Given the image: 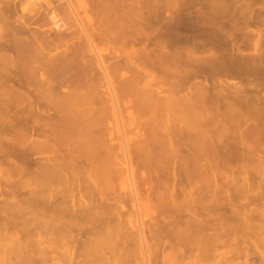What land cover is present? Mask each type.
<instances>
[{
	"label": "bare ground",
	"instance_id": "6f19581e",
	"mask_svg": "<svg viewBox=\"0 0 264 264\" xmlns=\"http://www.w3.org/2000/svg\"><path fill=\"white\" fill-rule=\"evenodd\" d=\"M30 1L23 6L19 0H0V264H131L139 253L145 259L149 253L143 226H131L127 205L137 211L159 210L153 223L157 236L163 231L164 236L169 225L167 209L178 216L167 231L186 233L181 214L190 182L206 186L215 168L241 161L242 155L253 157L256 143L264 139V44L255 43L251 55L244 56L240 49L247 45L242 40L250 36L243 35L241 42L234 37L241 30L261 36L257 27L249 30L259 18L252 10L259 0H161L178 3L168 18L155 6L157 0L150 11L155 39L140 41V49L134 48L133 38L138 0H117V11L102 8L104 0H90L82 16L77 0ZM41 9L44 23L33 25ZM101 12L103 21L96 17ZM68 15L79 29L77 45H70L75 48L67 46L65 37L74 29ZM49 25L54 38L42 33ZM128 46L126 65L133 73L118 87L117 63L110 66L104 55H117ZM199 51L209 56L195 57ZM136 55L152 65L131 62ZM159 67L164 68L162 75ZM222 72L235 82L222 80ZM133 107L135 111H128ZM132 126L135 134L127 136L125 129ZM250 140L253 148L246 145ZM34 156L40 161H33ZM202 222L188 228L209 224ZM213 237L179 243L185 245L181 255L195 251L193 264L207 261L224 239ZM250 238L247 232L246 257L251 264H264V250Z\"/></svg>",
	"mask_w": 264,
	"mask_h": 264
},
{
	"label": "rangeland",
	"instance_id": "374dc122",
	"mask_svg": "<svg viewBox=\"0 0 264 264\" xmlns=\"http://www.w3.org/2000/svg\"><path fill=\"white\" fill-rule=\"evenodd\" d=\"M25 1H27V0H25ZM25 1L23 0V1H21V0H19V2H23L22 4H23V6H25L26 5V3H25ZM31 1H33V0H31ZM30 1V2H31ZM73 1H75V0H73ZM78 2H79V4L81 3V7L79 8V13H80V15L82 16V11H84L83 9H87V10H89V8H90V0H77ZM105 2H104V5L105 6H102V8L104 7V9L105 8H109V10H111V9H114V11L116 10L117 11V0H112V2H111V0H104ZM107 1V2H106ZM108 1H110V2H108ZM139 1V7H137L136 8V12H135V15L133 16V21L135 22V25H136V28H135V30H134V32H133V38L137 41V43H136V45L134 46V48L135 49H140V46L138 45V43L141 41L142 43H144L145 41H146V38H148V37H150L151 38V40H153V39H155L154 37H152L151 36V34L154 32V29H153V26H152V23H151V18H150V11L152 10V8H153V6H154V4H155V2L157 1V0H138ZM262 1H264V0H259V2L255 5V6H253L252 7V10H253V12H254V14L255 15H259V18L257 19V20H255V18H254V20H253V27H250L249 28V30H254L255 29V27H257L258 29H260V30H262V32H261V36L260 37H258L256 34H252L251 32H249V31H246V30H241V31H239V32H236L235 34H234V37L237 39V41L239 42H241V40H242V36L243 35H249L250 37H249V39L247 40V41H245V40H242L243 41V43H245L246 45H247V48L246 49H240V54L241 55H244V56H248V55H251V52H252V50H253V47H254V45H255V43H257V42H259L260 44H264V3H262ZM158 2H159V4H155V6L156 7H161L162 8V16L164 17V18H168L169 16H173L176 12H177V10H178V3H175L176 1H173V2H169V3H165L164 2V4H162V2H161V0L159 1L158 0ZM21 3H19V4H21ZM25 3V4H24ZM60 3H62V2H60ZM18 4V5H19ZM22 4L21 5H19V6H17V8L18 9H20V6L22 7ZM58 4V3H57ZM75 4V3H74ZM116 4V5H115ZM28 5V4H27ZM85 8H84V7ZM83 7V8H82ZM38 7H36V9H37ZM82 8V9H81ZM111 8V9H110ZM17 9V10H18ZM67 11V10H66ZM103 11V10H102ZM18 12H20V10H18ZM45 12H43L42 11V9L41 10H39L38 11V16H37V19H36V17H34V21L33 20H31L32 21V23L33 22H35V20H36V24L35 23H33V25H36V26H42L43 25V23H44V20H45V14H44ZM88 13H90V17H92V14H91V12H88ZM42 14V15H41ZM67 14V13H66ZM99 17H98V16ZM41 16V17H40ZM68 17V24L69 25H71L72 27H74L73 26V24H75V21H74V19H73V17L72 18H70L71 16L70 15H68L67 16ZM94 17H95V15H94ZM96 17H98V18H100V17H102L101 19H102V21H103V18H104V16H103V12H101L100 13V15L99 14H96ZM71 19V20H70ZM73 20V21H72ZM40 21V22H39ZM40 23H42L41 25H39ZM84 23H85V21H84ZM49 27H50V25L49 26H47V27H43V30H44V32H42L43 34H46V35H48L49 37H52V38H54V36H55V34L54 33H52L51 31L52 30H50L49 29ZM77 26H75L74 27V29H72L71 31H69V33H66L65 34V37H67V40H68V44H67V46H70V45H72V43H75L76 44V42L78 43V41L76 40L77 39V34H79V29L77 30V28H76ZM46 29V30H45ZM76 29V30H75ZM74 30H75V32H74ZM54 32V31H53ZM42 33H40V34H42ZM76 33V34H75ZM50 34V35H49ZM52 35V36H51ZM67 35V36H66ZM76 37H75V36ZM75 44H73V45H75ZM77 45V44H76ZM73 46V47H71V48H75V47H77V46ZM70 48V49H71ZM149 48L151 49V46H149ZM63 49V48H62ZM62 49H60L59 51H61ZM188 49V48H187ZM128 52H130V47L128 46V47H126V49H125V51L124 52H121V51H119V50H117V55H114V54H112V55H108L107 53L104 55V57H105V60L107 61V63L110 65V66H113L115 63H117V86L119 87V85H124V80L127 78V76L129 77L130 76V74H132L133 73V71H131V70H129V68H127V65H126V61H127V58H128ZM51 53L52 54H56L57 53V51H51ZM205 56H209V53H203L202 51H199V52H197L196 53V55H195V57H199V58H202V57H205ZM90 59H92V58H90ZM131 62H133V63H137V62H143V64H142V67L143 66H148V67H150L151 65H152V61L150 60V59H144V57L142 56V55H136L135 57H133L132 58V60H131ZM158 70V73L160 74V75H162L163 74V71H164V68H158L157 69ZM219 77V76H218ZM124 79V80H123ZM221 79L222 80H225L228 84L229 83H232V82H235L234 80H233V78L228 74V73H223L222 72V74H221ZM237 81V80H236ZM168 82L169 81H167L166 82V86H169V84H168ZM117 87V88H118ZM64 90H65V88H63L62 89V91L64 92ZM130 110H134L135 111V107H133V108H129L128 109V111H130ZM126 112L124 111V113L122 114L123 115V119L125 120L126 119V114H125ZM142 119H146V117H143ZM112 119H110V120H108V122L109 123H111V122H114V121H111ZM120 119H119V117H118V121L116 120V122L115 123H120V121H119ZM123 120V121H124ZM115 123H113L112 125L114 126V124ZM118 123V124H119ZM123 123H125L126 124V120L123 122ZM121 124V123H120ZM120 124L119 125H117V127L118 126H120ZM126 130V133H128V135L127 136H133L132 134H135V131L136 130H134V127L132 126V127H130V128H128V129H125ZM118 134V133H117ZM237 136H235V138H236ZM233 138V137H232ZM231 138V136H229V141H231L230 139H232ZM239 138V137H238ZM238 138H236V139H238ZM251 141V140H250ZM118 142V141H117ZM131 144H133L134 142H130ZM129 143V144H130ZM119 144V143H118ZM249 145V144H251L252 145V147L251 148H253V144H254V142L252 143V141L251 142H248V143H246V145ZM257 144V146L255 147V148H257V150H256V153H254V155H253V153H252V155L251 156H253V157H250L249 158V156H247V155H242V157H243V159L241 158V161L240 160H233V161H231L230 162V165L232 166H230L229 164L227 165V167H221V168H215L214 170L216 171V174H215V172H214V174H215V176L211 179V181H208V184L207 185H209V183H210V187H207V185L206 186H204V183H203V181H201V182H199L198 183V181H195V182H192L193 183V185H192V183L190 182V185L191 186H193V187H191L190 185L189 186H187V188L186 189H188V192H186L187 194H185V196H184V201H185V204H183L184 205V207L186 208L185 209V211L183 212V214H181V221H183V225L184 226H186L187 228H185L183 225H182V227H181V229L182 230H184V228H185V231H186V233L185 232H183V233H176L175 231H174V234H173V232H169L172 228V226H173V224L175 223V221H177L178 220V216L176 215V214H174L172 211L170 212V209H167V210H165V213L167 214H164V216L166 217V220H167V222H168V226H165V228H164V230H165V235L163 236V233H164V231H163V233H162V236H157V234L155 233V229L156 228H154V220L157 218V216H158V214H159V210H153V212H152V209H148V210H136V209H133L132 208V206H131V204H128L127 205V210H128V213H127V217L129 216V220L131 221V226H135L136 227V225L137 226H139L140 225V223H142V231H143V233H144V237L146 238L145 240H146V244L148 245L147 246V250H148V252L147 253H149V254H147V258H146V256H144V258L145 259H143V258H141V256L139 257V255H140V253L139 254H137V252H136V250H138V249H136V247H135V253L137 254V257L139 258V261H138V258H136V256L134 257V254H133V257L135 258L134 260H133V264H136V263H138V264H173L174 262H175V264H193V263H195L196 261V259H194V258H192L191 256H193V254H194V256H196L195 255V251H193L192 253H187L186 255H187V257H186V255L184 256L183 255V253H182V255H181V252H183L185 249H183L184 248V246L185 245H183V247L181 246L183 243L185 244V242H183V241H187L188 243L190 242V241H197V240H202V241H205L204 239H208V237L209 238H211L212 237V239L214 238L213 236H216V240H218L219 238L220 239H223V242H221L222 240H220V242H219V240L217 241V243L218 244H220V243H222V246H221V248H218V246H217V251H218V249H219V251L218 252H215V254H211L213 251H211L210 252V255H212L213 257H211L210 258V256H208V259L210 258V260L208 261V259L206 258V260L207 261H205V259L204 260H202V261H200V262H204L205 264H210V263H214V264H228V262L231 260V259H229V258H232L233 257V254H234V257H236L235 258V260H234V257H233V261L231 260L230 262H232V263H230L229 262V264H235L234 262H236V264H239V263H241L242 261V263L241 264H251V262H249L250 261V259H249V257H246L247 255L249 256V252L247 251L248 250V245L247 244H249V243H247L246 244V240H245V236H246V233L247 232H249L250 233V236H251V238H250V241H252V239H253V241H255V243L257 244V245H259V248L261 249V250H264V249H262V247H264V221H262V220H264V219H262V217H264V203H261L262 201H264V200H261V198L262 199H264V196H262V195H264V167H262V166H264V150H262V149H264V148H262V147H264V146H262V145H264V139H261L260 140V142H258V143H256ZM255 144V145H256ZM119 146V145H118ZM262 146V147H261ZM249 147V146H248ZM247 146H245V148H247L248 150L250 149V148H248ZM244 148V150H246ZM118 149V148H117ZM259 150H261V152L259 151ZM252 151V150H251ZM117 152H118V150H117ZM255 152V151H254ZM120 153V152H119ZM245 154V153H244ZM259 156H258V155ZM261 155V156H260ZM246 156V157H245ZM36 156H34L33 157V161H36L37 159H38V161H40V159L39 158H35ZM256 157H258V158H256ZM261 157V158H260ZM245 158V159H244ZM246 158H247V161H246ZM253 159H254V161H253ZM256 159V160H255ZM251 160V161H250ZM235 161V162H234ZM244 161V162H243ZM258 161H260V162H258ZM246 162V163H245ZM255 162H257V163H255ZM262 162V163H261ZM259 163V164H258ZM258 166H257V165ZM243 165V166H242ZM237 167H239V168H237ZM240 167H241V169H240ZM244 168V170H243V168ZM243 170V171H242ZM255 170V171H254ZM259 170H260V172H259ZM240 172V173H239ZM242 172H244V173H242ZM257 172V173H256ZM242 173V174H241ZM215 179V181H212V180H214ZM229 180V181H228ZM233 180V181H232ZM120 181H122V180H120ZM231 181H232V183L234 184H231ZM123 182V181H122ZM238 182V183H237ZM118 183H121V182H118ZM194 183L195 184H198V186L197 185H194ZM207 183V182H206ZM229 185H228V184ZM201 184H202V187H201ZM119 185H121V186H123V187H125L124 185H122V184H118L117 186L119 187ZM199 185H200V187H199ZM196 186V187H195ZM123 187H121V188H123ZM198 187V188H197ZM243 187V188H242ZM259 188H261L262 190H257V189H259ZM190 189V190H189ZM194 189V190H193ZM235 189H239V191L237 190H235ZM118 190H120V188L118 189ZM200 190H202V191H200ZM204 190V191H203ZM251 190V191H250ZM187 191V190H186ZM192 191H195L194 193L192 192ZM197 191H200L199 193L197 192ZM240 191H242V192H240ZM261 192V194H260V192ZM192 192V193H191ZM205 194H203V193ZM236 192V193H235ZM240 192V193H239ZM245 192V193H244ZM257 192H259V193H257ZM189 193V194H188ZM198 195H200V196H198ZM257 193V194H256ZM193 194V195H192ZM195 194H196V196H195ZM202 194V195H201ZM242 194H244V195H242V197H241V195ZM191 195V196H190ZM218 195V196H217ZM235 195H237V196H235ZM259 195H261V196H259ZM188 196V197H187ZM186 197V198H185ZM189 197H190V199H189ZM194 197V199H196V200H198V202L195 200V201H193V199H191V198H193ZM201 199H200V198ZM217 197V198H216ZM260 197V198H259ZM205 198V199H204ZM236 198H238V200L236 199ZM251 198H253V199H251ZM213 199V200H212ZM220 199H222V201L220 200ZM227 199H229V200H233L232 202L231 201H229V200H227ZM244 199V200H243ZM251 199V200H250ZM191 200H192V204H194V205H196V206H194V205H192L191 204ZM201 200H202V202H204L203 203V205L205 204V202H206V204L204 205L205 207L203 208V206H202V202H201ZM212 200V201H211ZM214 200H216V201H214ZM222 202V203H218V202H220V201ZM235 200H236V203H237V201H238V203L236 204L235 203ZM242 200V201H241ZM207 201H210V204H214L213 206H211V205H209V202L207 203ZM218 201V202H217ZM229 202H231L230 203V205L229 206H227L228 205V203ZM254 201V202H253ZM256 201V202H255ZM195 202V203H194ZM201 202V203H200ZM224 202H225V204H226V206H225V204H224ZM168 203H169V201H168ZM188 203V204H187ZM241 203V204H240ZM257 204V205H253V204ZM200 204H201V206H202V208L203 209H205L204 211H203V209L202 208H200ZM215 204L216 205H218L219 207H221V208H219V207H217V206H215ZM223 204H224V206H223ZM232 204V205H231ZM233 204H234V206H233ZM243 204V205H242ZM262 204V205H261ZM182 205V206H183ZM198 205V206H197ZM208 205V206H207ZM261 205V206H260ZM189 206H191V207H189ZM207 206V207H206ZM242 206V207H241ZM245 206V207H244ZM209 207V208H208ZM210 207L212 208L211 210H210ZM214 207V208H213ZM227 207V208H226ZM229 207V208H228ZM231 207V208H230ZM232 207H233V209L236 207L237 208V211H239L238 209H240V213L239 212H236V208L234 209V210H232ZM260 207H261V209H260ZM188 208H189V210H190V212L188 211ZM222 208H223V210H222ZM243 208V209H242ZM247 208V209H246ZM229 209V210H228ZM245 209V210H244ZM250 209V210H249ZM213 210V211H212ZM216 210V211H215ZM218 210V211H217ZM243 210V211H242ZM247 210V211H246ZM260 210V211H259ZM155 211V212H154ZM200 212V214L198 213V212ZM202 211V212H201ZM226 211V212H225ZM242 211V212H241ZM246 211V212H245ZM187 212V213H186ZM205 212H207V213H205ZM209 212V213H208ZM214 212V213H213ZM218 212L220 213V214H218ZM224 212V213H223ZM244 212H245V215H244ZM260 212V213H259ZM205 213V214H204ZM211 213V214H210ZM239 213V214H238ZM213 214V215H212ZM227 218H224V216ZM236 214H238V215H236ZM241 214V215H240ZM261 214V215H260ZM188 215V216H187ZM191 215V216H190ZM204 215H205V217H204ZM211 215V216H210ZM219 215L221 216L220 218H219ZM243 215V216H242ZM250 215V216H249ZM254 215H256V216H254ZM216 216H217V218H216ZM238 217L239 219H237L236 217ZM245 216V217H244ZM189 217V218H188ZM195 217H197L198 219L199 218H201V219H199V220H197ZM211 219H209V218ZM188 218V219H187ZM216 218V219H215ZM232 218V219H231ZM245 218V220H243ZM252 220H251V219ZM193 219H195V220H193ZM203 219V220H202ZM209 219V220H208ZM221 219V220H220ZM223 219H225V220H223ZM237 220V222L239 223H237L236 222V220ZM250 219V220H249ZM173 220V222H170V221H172ZM192 220V221H191ZM199 221L200 223H198L197 221ZM225 222H223V221ZM228 220H229V222H228ZM231 220V221H230ZM236 222H234V221ZM239 220V221H238ZM186 221H188V222H186ZM195 221H196V223H195ZM203 221V222H202ZM208 221V222H207ZM217 221V222H216ZM240 221H242V222H240ZM186 222V223H185ZM191 222V223H190ZM201 222L202 223H204L205 225H206V223H209V224H207V226L206 227H204V228H206V229H197V228H195V229H189L188 227H190L191 225H192V223H193V226H194V224L196 225V227H197V225H201ZM213 222V223H212ZM217 224H216V223ZM221 222H223V223H221ZM244 222V223H243ZM249 222H250V224H251V226H250V224H249ZM137 223V224H136ZM171 223H172V225H171ZM188 223V224H187ZM211 223H212V225H211ZM214 223H215V225H214ZM221 223V224H220ZM240 223H242V225L243 226H241V224ZM261 223V224H260ZM191 224V225H190ZM219 224V225H218ZM223 224V226H221ZM231 224H233V225H231ZM239 226H238V225ZM245 224V225H244ZM247 224H248V226H247ZM255 224V225H254ZM211 225V226H210ZM228 225V228L226 227ZM238 227H237V226ZM257 225V226H256ZM153 226V227H152ZM169 226H171V227H169ZM230 226V227H229ZM234 226V227H233ZM247 226V227H246ZM259 226V227H258ZM166 227H168V229H169V231H167L168 229L166 228ZM192 227V226H191ZM211 227H212V229H211ZM217 227V228H216ZM219 227V228H218ZM223 229H222V228ZM232 227V228H231ZM241 227H246V229L245 228H241ZM253 227L255 228V229H253ZM237 229L236 230V232H235V230H233V229ZM187 229V230H186ZM207 229H209V230H207ZM217 229L219 230V232L217 231ZM134 230V229H133ZM193 230H196V233L195 232H193ZM200 230V231H199ZM223 230V231H222ZM234 232H233V231ZM246 232V233H243L244 231ZM168 233H167V232ZM187 231H190V233L188 234V232ZM206 231V232H205ZM215 231V232H214ZM225 231V232H224ZM227 231V232H226ZM238 231V232H237ZM243 231V232H242ZM192 232V233H191ZM200 232V233H199ZM208 232V233H207ZM213 234H212V233ZM217 232V233H216ZM223 232V233H222ZM252 232V233H251ZM169 233H171V235L169 234ZM202 233V234H201ZM214 233L216 234V235H214ZM219 233V234H218ZM155 234V235H154ZM185 234V235H184ZM191 234V235H190ZM192 234H193V236H192ZM210 234V235H209ZM212 234V235H211ZM228 234H229V236L232 238H230V237H228ZM237 236L236 238H235V236ZM254 234V235H253ZM167 235V236H166ZM177 235H182V236H177ZM191 237H190V236ZM224 235H227V236H224ZM232 235V236H231ZM240 235H242L243 237L241 238V236ZM155 236V237H154ZM194 236H195V238H194ZM200 236V237H199ZM202 236V237H201ZM204 236V237H203ZM207 238H206V237ZM238 236H240V237H238ZM253 236H254V238H253ZM200 239H199V238ZM233 237L235 238V239H233ZM261 237V238H260ZM157 240V241H155V239ZM169 238V239H168ZM178 238V239H177ZM218 238V239H217ZM244 238V239H243ZM161 240V242H163V243H161L160 242V240ZM166 239V240H165ZM174 239H176V240H174ZM190 239V240H189ZM195 239V240H194ZM197 239V240H196ZM227 239V240H226ZM229 239V240H228ZM261 239V240H260ZM159 240V241H158ZM189 240V241H188ZM200 240V241H201ZM234 240H236L235 242H234ZM242 240V241H241ZM260 240V241H259ZM200 241H197V242H200ZM225 241V242H224ZM230 241V242H229ZM245 241V242H244ZM159 242V243H158ZM169 242H170V244H169ZM178 242V243H177ZM227 242H228V244H227ZM179 243H181V245L179 244ZM179 244V245H178ZM227 244V245H226ZM253 244V243H252ZM159 245V246H158ZM162 245V246H161ZM170 247H169V246ZM229 245H231V246H229ZM245 245V246H244ZM176 246V247H175ZM178 246V247H177ZM240 248H239V247ZM242 246V247H241ZM164 247H166V249L164 248ZM223 247V248H222ZM225 247L227 248V249H225ZM230 247V248H229ZM179 250L180 248H182L181 249V251L179 250H177V249ZM163 249H165V250H163ZM225 249V250H224ZM239 249V250H238ZM241 249V250H240ZM243 249V250H242ZM245 249V250H244ZM222 252H221V251ZM224 250V251H223ZM225 251H227V252H225ZM228 251L230 252V254L228 253ZM245 251V252H244ZM247 251V252H246ZM158 252V253H157ZM160 252V253H159ZM161 252H163V254L161 253ZM179 252H180V254H179ZM195 252V253H194ZM213 252V253H214ZM224 252V254H222ZM233 252V253H232ZM242 252V253H241ZM174 253V254H173ZM226 253V254H225ZM228 253V254H227ZM232 253V254H231ZM244 253V254H243ZM245 253H247V254H245ZM135 254V255H136ZM192 254V255H191ZM217 254V255H216ZM236 254V255H235ZM237 254H239V256L237 255ZM242 254H243V257L245 256V258H246V261H245V258H243L242 257ZM168 255V256H167ZM190 255V256H189ZM221 255H230V256H228V257H226V256H223L222 258L224 259H220V256ZM172 256H174V258L172 257ZM193 256V257H194ZM217 256H219V257H217ZM239 258H238V257ZM167 257V258H166ZM170 257V258H169ZM188 257H189V261H188ZM191 257V258H190ZM217 257V258H216ZM224 257H226L227 259H228V261H227V259L226 258H224ZM163 258H165V259H163ZM186 258H187V260H186ZM213 258H214V260H213ZM240 258H242V260H239ZM115 259L117 260V255H116V257H115ZM137 259V260H136ZM147 259V260H146ZM167 259H169V260H167ZM170 259H172L171 261H172V263H170ZM178 259H179V261H178ZM194 259V262L192 261ZM217 259V260H216ZM226 259V260H225ZM247 259H249L248 260V262H247ZM167 260V261H166ZM212 260V261H211ZM109 261H111V260H109ZM109 261H108V263H109ZM136 261H138V262H136ZM144 261V262H143ZM182 263H181V262ZM221 261V262H220ZM223 261H224V263H223ZM136 262V263H135ZM193 262V263H192ZM217 262V263H216ZM225 262H227V263H225ZM239 262V263H238ZM113 263V262H112ZM111 263V264H112ZM117 263V262H116ZM116 263H114V264H116ZM131 263V264H132ZM199 263V262H198ZM197 263V264H198ZM201 263V264H202ZM203 263V264H204ZM212 263V264H213ZM110 264V263H109Z\"/></svg>",
	"mask_w": 264,
	"mask_h": 264
}]
</instances>
